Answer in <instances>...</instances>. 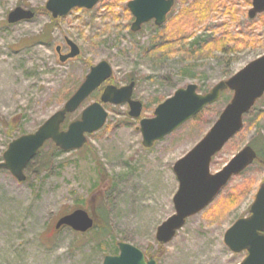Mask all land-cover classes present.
<instances>
[{"label":"rangeland","instance_id":"1","mask_svg":"<svg viewBox=\"0 0 264 264\" xmlns=\"http://www.w3.org/2000/svg\"><path fill=\"white\" fill-rule=\"evenodd\" d=\"M129 1L101 0L53 23L42 11L47 0H0V156L11 141L34 133L59 111L101 61L112 67L111 85L134 82L132 99L142 104L140 118H150L176 90L195 85L197 93L207 94L264 55V13L250 19V0H222L218 12L200 27L186 26L183 37L169 21L193 0H174L164 25L149 22L138 32L130 30L134 19L126 8ZM223 6L231 10V18ZM17 7L31 9L34 18L9 25L7 16ZM49 24L50 43L27 47ZM225 32L240 40L237 51L232 44L227 52L203 49ZM65 39L78 46L80 55L60 63L55 48L67 54ZM100 94L93 93L62 128L79 119ZM231 97L232 92L224 91L151 148L142 146L140 118H130L126 104L104 105L106 123L86 137L83 148L64 152L50 143L44 147L42 156L50 154L51 159L48 171L37 172L39 158L25 167L24 182L0 169V264H102L105 256L118 254L121 242L141 250L146 259L157 257V264H239L246 253H232L223 236L235 221L249 216L264 182L258 164L233 177L168 244L159 246L155 239L158 226L174 214V164L203 138ZM261 143L264 95L244 116L242 129L214 156L210 172L220 171L244 147ZM75 209L98 216L103 209L111 233L101 244L68 228L55 231L56 220Z\"/></svg>","mask_w":264,"mask_h":264},{"label":"water","instance_id":"2","mask_svg":"<svg viewBox=\"0 0 264 264\" xmlns=\"http://www.w3.org/2000/svg\"><path fill=\"white\" fill-rule=\"evenodd\" d=\"M99 1L101 0H47L44 7L52 19H57L67 16L74 9L90 10ZM173 5L174 0H130L126 5L134 19L130 30L138 32L149 22L157 27L164 25ZM262 13L264 0H251L248 17L253 19ZM34 16L31 9L17 7L9 12L7 23L15 25L30 21ZM65 44L69 49L67 54H61V47L55 48L60 63L80 55L78 46L72 41L65 39ZM112 75V67L106 61L91 67L84 81L59 111L43 122L34 133L22 135L9 143L0 156V169L7 170L16 181L24 182L25 167L46 142H52L64 152L80 150L87 135L99 131L105 125L108 115L104 105L126 104L128 116L138 119L142 104L132 99L134 82L121 88L108 84L103 87L99 101L85 107L79 119L70 122L64 130L61 129L66 116L79 110ZM224 91L232 92L229 103L203 138L173 166L178 182V189L172 199L174 214L156 230L155 239L160 245L168 244L183 228L187 219L204 211L233 177L241 174L257 159L256 152L246 146L220 171L213 174L210 172L213 157L242 129L243 117L264 95V55L248 63L229 79L217 83L207 94L197 93L195 85L176 90L155 108L152 117L139 120L142 146L151 148L205 107L214 104ZM93 226L94 221L89 213L76 209L59 217L54 228L58 230L67 227L74 233L84 234ZM223 241L232 253H246L239 264H264V182L255 194L249 216L235 221L224 233ZM117 248L118 254L105 256L102 264H157L153 258L146 259L141 250L128 243H118Z\"/></svg>","mask_w":264,"mask_h":264},{"label":"trees","instance_id":"3","mask_svg":"<svg viewBox=\"0 0 264 264\" xmlns=\"http://www.w3.org/2000/svg\"><path fill=\"white\" fill-rule=\"evenodd\" d=\"M124 1H129V0H124ZM221 1L222 0H193L190 4H188V6L183 7L180 10V12L175 17H173V19H171V21H169V24L171 23L170 27L171 26L174 27L173 29H174V31H176V34L183 37L184 28L186 26L195 27V28L200 27L215 12H218L220 10V7L222 6ZM223 8L225 11L224 13H227V15L230 16V18H231V10L227 11L225 6H223ZM42 11L47 13L45 11V9H42ZM51 22L54 23L55 20L52 19ZM166 27H167V25H166ZM52 28H53V24H49L48 27L46 29H44L43 32L39 36H36L37 37L36 39H32L30 41V43L28 44V46L27 45H25V46L29 47V46H32L35 44L48 45L50 43L49 38L51 35ZM224 35H226V36H224V38L222 37V39H218V40H215L213 42L206 43L203 46V49L209 54L213 51L227 52V49H226L227 46L232 44L233 48L231 50L237 51L238 44H235V43L237 41H240V40H238L237 38L230 37L228 32H225ZM111 80H112V78H111ZM110 81H109V83H110ZM69 116L70 115H68L66 117V120L68 119ZM260 139L262 140L263 138H260ZM49 143L51 144V148L56 150V147L51 142H47L44 145V147ZM259 146L255 147V146H253V144H251V147L255 150V152L257 154V160L254 162V164H258L264 169V143H261ZM44 147L38 152L37 156L35 157V158H39L38 166H37V172L38 173H41L43 171H48L50 169V166H51L50 154L42 156V150L44 149ZM235 200H236V198L233 197V200H231L232 201L231 204H234L233 201H235ZM89 214L94 220V226H93L92 230L88 231L85 234L76 233L75 235L76 236H79V235L84 236V235L89 234L99 244H101L102 241L105 238H107L108 235L111 233L110 226L108 224L107 215L105 214V212H103V209H102V211H100V216L96 215V213L93 211L89 212ZM62 229L63 228H61L59 230H55V231L59 232ZM159 246H162V245H159ZM154 259L157 260V257L156 258L154 257Z\"/></svg>","mask_w":264,"mask_h":264},{"label":"flooded vegetation","instance_id":"4","mask_svg":"<svg viewBox=\"0 0 264 264\" xmlns=\"http://www.w3.org/2000/svg\"><path fill=\"white\" fill-rule=\"evenodd\" d=\"M250 2H251V0H250Z\"/></svg>","mask_w":264,"mask_h":264}]
</instances>
